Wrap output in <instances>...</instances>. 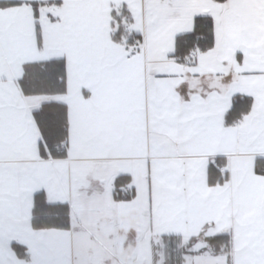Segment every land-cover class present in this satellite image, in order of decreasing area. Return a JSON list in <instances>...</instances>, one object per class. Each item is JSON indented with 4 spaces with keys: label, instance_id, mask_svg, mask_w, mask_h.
Segmentation results:
<instances>
[{
    "label": "snow or ice",
    "instance_id": "obj_1",
    "mask_svg": "<svg viewBox=\"0 0 264 264\" xmlns=\"http://www.w3.org/2000/svg\"><path fill=\"white\" fill-rule=\"evenodd\" d=\"M0 264H264V0H0Z\"/></svg>",
    "mask_w": 264,
    "mask_h": 264
}]
</instances>
